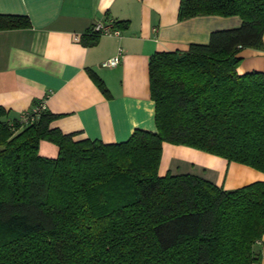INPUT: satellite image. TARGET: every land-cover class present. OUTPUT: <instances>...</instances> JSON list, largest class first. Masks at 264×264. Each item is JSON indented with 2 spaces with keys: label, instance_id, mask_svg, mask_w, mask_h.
Returning <instances> with one entry per match:
<instances>
[{
  "label": "trees",
  "instance_id": "1",
  "mask_svg": "<svg viewBox=\"0 0 264 264\" xmlns=\"http://www.w3.org/2000/svg\"><path fill=\"white\" fill-rule=\"evenodd\" d=\"M197 15H236L241 24L150 55L156 130L104 143L52 127L58 115L46 110L27 124L0 121V264L260 262L264 180L224 189L158 173L164 142L264 173V70L236 71L241 49L264 48V0H179V20ZM30 26L26 15L0 13V30ZM99 36L89 29L85 43ZM41 140L57 146L55 158L39 155Z\"/></svg>",
  "mask_w": 264,
  "mask_h": 264
},
{
  "label": "crops",
  "instance_id": "2",
  "mask_svg": "<svg viewBox=\"0 0 264 264\" xmlns=\"http://www.w3.org/2000/svg\"><path fill=\"white\" fill-rule=\"evenodd\" d=\"M178 7L179 0H0V13L26 15L31 22L29 28L0 30V106L6 110L0 121L18 118L46 98V111L58 115L50 125L74 133V139L116 143L135 129L156 130L150 55L206 44L212 31L241 24L236 15L179 20ZM108 18L126 22L124 27L115 25L119 35H100L94 44H86L84 34L91 25ZM262 41L264 46V32ZM118 53L117 65L101 66ZM238 56V74L264 70V48H243ZM90 72L103 81L106 93ZM38 153L55 158L58 148L41 140ZM210 155L164 142L158 173H191L224 189L264 180L261 171ZM254 248L260 254L254 264H264V235Z\"/></svg>",
  "mask_w": 264,
  "mask_h": 264
},
{
  "label": "built area",
  "instance_id": "3",
  "mask_svg": "<svg viewBox=\"0 0 264 264\" xmlns=\"http://www.w3.org/2000/svg\"><path fill=\"white\" fill-rule=\"evenodd\" d=\"M90 31L97 33L98 35H114L117 36L120 33L119 28L115 26V21L108 18L104 21H96L91 27ZM120 53L107 58L101 62L103 67H112L120 62ZM46 110V98L39 100L32 108L22 112L19 116V121L23 124L31 123L41 112Z\"/></svg>",
  "mask_w": 264,
  "mask_h": 264
},
{
  "label": "rangeland",
  "instance_id": "4",
  "mask_svg": "<svg viewBox=\"0 0 264 264\" xmlns=\"http://www.w3.org/2000/svg\"><path fill=\"white\" fill-rule=\"evenodd\" d=\"M210 156H212L211 158L213 159V158H217V159H215V160H224V162L225 163H227V160H225V159H223V158H220V157H216V156H214V155H210ZM224 163V164H225ZM230 163H232V162H230ZM225 169V168H224ZM223 176V173H220L219 175H218V177H222ZM210 180V179H209ZM211 182H212V180H210ZM218 181H220V179H218ZM256 181V180H255ZM214 183V182H213Z\"/></svg>",
  "mask_w": 264,
  "mask_h": 264
}]
</instances>
